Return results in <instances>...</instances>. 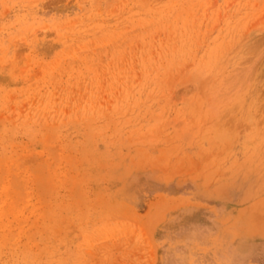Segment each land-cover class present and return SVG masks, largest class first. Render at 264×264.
Returning <instances> with one entry per match:
<instances>
[{
	"label": "rangeland",
	"instance_id": "rangeland-1",
	"mask_svg": "<svg viewBox=\"0 0 264 264\" xmlns=\"http://www.w3.org/2000/svg\"><path fill=\"white\" fill-rule=\"evenodd\" d=\"M0 264H264V0H0Z\"/></svg>",
	"mask_w": 264,
	"mask_h": 264
}]
</instances>
